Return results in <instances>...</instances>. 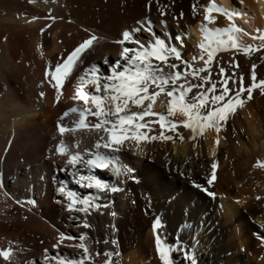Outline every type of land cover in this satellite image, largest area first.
Returning a JSON list of instances; mask_svg holds the SVG:
<instances>
[{
  "label": "bare ground",
  "instance_id": "6f19581e",
  "mask_svg": "<svg viewBox=\"0 0 264 264\" xmlns=\"http://www.w3.org/2000/svg\"><path fill=\"white\" fill-rule=\"evenodd\" d=\"M19 1L17 9L0 6V249L11 247L14 253L9 261L0 257V264H55L51 257L56 255L77 258L79 254L75 252L78 248L68 245L76 244L78 240L65 241L54 249L61 232L73 236L88 233L90 239L87 243L94 264H103L109 259L102 255L105 251L119 254L110 258L114 264H162L155 247L157 233L153 226L157 218L161 220L159 234L165 243L179 245L182 251L194 255L200 264H264V238H261L264 233V168L254 170L251 167L252 161L258 157L264 164V99L247 102L238 108L218 133L209 128L203 135L192 139L191 130L184 129L181 124L177 132L164 130V135L172 136V140L144 141L139 145L126 141L118 153L119 163L133 170L131 176L117 180L111 172L112 166L103 171L93 170L105 183L115 184L122 191L101 193L103 198L99 203H107L109 208H102L99 212L93 210L86 217L91 228H77L79 219L70 217L84 218V214L69 213L64 204L57 203V200L64 199L58 192L59 185L66 183L82 197L96 195V192L75 182L73 168L67 166L65 170V158L54 154L55 146L63 139L71 152L87 156L95 151L94 145L101 133L82 130L60 136L58 122L69 125L74 115L70 114L60 121L64 111L84 104L83 101L77 104L72 99L76 94L72 86L75 83L73 77L82 69L74 70L73 76L65 80L59 92V102L56 100L57 89L53 87L55 81L50 83L51 77L46 72L54 70L58 60L74 49L78 35L74 39L68 36L72 26L66 27L64 32H59L58 25L44 29L41 19L35 20V14L26 16L23 11L49 9L54 13L52 15L59 17L64 14L63 10H69L79 16V20L81 17L86 20L84 17L96 8L105 9L108 14L103 22L106 32L119 37L125 29L131 31L137 26L136 20L142 21L141 17H146L144 5L147 0H35L33 4L30 0L32 7L24 2L21 5ZM196 1L201 18L176 28L174 37L163 23H151L156 36L165 39L168 44L177 35L181 36L183 44L187 45L188 61L194 67L203 66V61H193L192 57H198L200 43L206 42L200 26L206 23L204 7L212 0ZM214 2L218 7L242 12L243 15L237 16L235 21L219 13L213 15L215 18L224 17L229 25L234 22L249 33L241 35L254 47L261 45V41L253 40L252 36L264 33V0ZM42 10L41 13L45 12ZM150 15L156 17V14ZM46 24L49 26V22ZM144 26L146 28L147 24ZM208 27L216 28V25ZM134 36L145 46L152 42L148 31L135 33ZM111 40L112 37H104L101 42L109 43ZM114 43L101 44L98 54L94 53L96 50L85 52L87 59L83 67L95 63L110 75V65H115L120 59L122 47H138L127 42L117 46L112 45ZM262 53L263 50L251 55L258 57ZM222 57L225 60L233 58L231 54L221 52L212 68L217 67ZM105 59L108 64L104 63ZM169 100L162 93L152 107L153 112L167 116ZM149 118L157 120L158 116ZM168 119L182 121L184 118L177 114ZM89 122L94 123L95 117H89ZM156 129L161 133L159 124ZM180 135H183V140ZM244 135L250 139L246 144L242 142ZM54 136L56 140H53ZM213 163L217 164V178L208 184ZM79 171L87 175L85 168L80 167ZM256 179H260V184H254ZM194 183L206 186L215 195L210 196L195 188ZM112 211L116 212L115 217L111 215ZM250 220L260 227L251 225ZM145 234L148 235L146 243L143 241ZM255 238L258 240H253ZM104 240L109 243L104 244ZM113 240L117 243L112 244Z\"/></svg>",
  "mask_w": 264,
  "mask_h": 264
},
{
  "label": "snow or ice",
  "instance_id": "6c2138e0",
  "mask_svg": "<svg viewBox=\"0 0 264 264\" xmlns=\"http://www.w3.org/2000/svg\"><path fill=\"white\" fill-rule=\"evenodd\" d=\"M193 11H196L195 5ZM213 13L227 16L231 21H235L237 16L243 15L242 12L218 7L214 0L204 7L203 17L206 23L201 24L200 30L203 32L206 42L200 43L198 57H192L193 61L197 59L203 61L202 67H194L190 61L183 59L180 48L168 44L165 39L156 36L152 31L151 21H148L146 28L143 22H138L141 23V27L124 31L123 38L115 41L120 45L127 42L138 47H122L120 59L115 65H110V75L105 74L101 67L95 63L83 67L84 60L87 59L84 53L94 51V43L98 40L95 35L81 42L66 57H61L55 64L54 70L46 72V75L51 77L49 82L55 81L53 87L57 89L56 100L59 102V92L64 87L65 80L73 76L74 70L82 69L78 70L73 77L75 83L72 86L75 88L76 94L72 99L76 100L77 104L80 101H83L84 104L64 111L60 121L69 117L70 114L74 115L69 125L58 122L60 136L63 137L66 133H76L82 130H94L101 133L95 142V151L87 156L80 152H71L63 139L59 140L55 146L54 154L65 158V170H67V166L73 168V176L76 177L75 182L83 188L94 189L96 192V195L82 197L68 188L66 183L62 182L59 185L58 192L64 199L57 200V203L64 204L69 213L84 214V218H78L75 215L70 217L73 220L79 219V223L76 224L77 228H91L86 217L91 215L93 210L99 212L102 208H109V204L99 203L103 198L101 193L122 191L115 184L105 183L93 170L103 171L112 166L111 172L117 180L120 178L127 179L131 176L133 170L119 163L118 153L126 141L139 145L144 141L172 140V136L164 135V130L177 132L181 124L184 129L191 130L192 139H196L197 135H203L209 128H214L218 133L228 118L238 108L244 106L245 93H247L246 99L251 100L254 90L259 88L264 91V79L258 81L255 64L252 65L251 83L248 86H245L244 78L241 76L237 87L235 89L230 88V82L237 83L234 79L235 74L228 75L222 66L219 67L217 75L223 79L213 82L211 68L219 53L235 50L242 52L245 56H250L254 52L264 50V33L259 36H252L253 40L259 39L261 41L259 47H252L241 42L240 34L249 35V33L244 32L234 22L226 28L208 27V25L215 23L216 18ZM141 31L151 33L152 42L148 46H145L134 36L135 33ZM257 31L259 32V30ZM175 39L180 41L181 45L183 44L180 35H177ZM176 61L180 63H176ZM104 63L108 64L109 61L105 59ZM181 65H183L182 70ZM166 68L168 71H165ZM203 73H207V75H202ZM188 77H192L198 82L188 83ZM181 80L185 82L180 83ZM206 85L209 87H205ZM82 89L91 90L84 91ZM193 89L200 91L193 93ZM162 93L170 98L167 116L152 110L157 97ZM40 95L43 96L44 93L41 92ZM177 114L184 119L182 121L168 119L169 116L175 117ZM153 116H158V119L146 120V117ZM89 117H95V122H89ZM156 123L159 124L161 133L159 136H150L151 125ZM56 139L54 136L53 140ZM180 139H184L183 135H180ZM216 143L219 144V140ZM77 148H79V141H77ZM259 166L264 167V164ZM80 167L87 170V175L80 174ZM211 168V178L207 181L208 184H212L217 178V164L213 163ZM193 186L210 196L215 195L206 186L198 183H194ZM111 215L115 217L117 214L112 211ZM110 227H114V225H110ZM153 227L157 233L155 247L162 264H175L173 254L178 252L182 253L189 264H197L195 256L182 251L179 245L173 246L165 243L159 234L162 227L159 218L155 220ZM261 238H264V233L261 234ZM89 239L90 237L86 232L79 234V236L61 232L57 244L53 246L54 249H58L65 241L78 240V243L70 244L68 247H75L82 251L77 258L56 255L52 256L51 260H54L55 264H94L93 254L87 243ZM103 243L107 245L109 241L104 240ZM111 243L116 244L117 242L113 240ZM47 251L45 249V253ZM13 254L11 247L6 250L0 249V257L4 261H9ZM96 254L100 255V253ZM102 255L109 258L103 264H114L110 258L119 254L113 251H105Z\"/></svg>",
  "mask_w": 264,
  "mask_h": 264
},
{
  "label": "rangeland",
  "instance_id": "374dc122",
  "mask_svg": "<svg viewBox=\"0 0 264 264\" xmlns=\"http://www.w3.org/2000/svg\"><path fill=\"white\" fill-rule=\"evenodd\" d=\"M13 1V2H12ZM16 1V2H15ZM27 0H20L19 2H21V5H22V3L23 4H25L26 3V5L27 6H30V7H32V5H30V3H31V1H32V4H33V1H35V0H28L27 2H26ZM45 1H47V0H45ZM56 1V0H55ZM8 0H1L0 1V6L2 7V8H7V9H17V7H16V5H19L20 3H18L17 2V0H11V1H9L8 3ZM15 3V4H14ZM16 3H18V4H16ZM9 4H12L11 6L9 5ZM14 4V5H13ZM195 5V7H196V11H193V6ZM15 6V7H14ZM145 7H144V9H145V13H146V17L144 16V17H141L143 20L141 21V19H138V20H136L137 22H143V24H147L146 22H148V21H151V23H155V22H161V23H163L164 24V26L166 25V27H167V29L170 31V34H171V36L172 37H174V34H175V31H176V28H182L183 26H187L186 24L188 23V21H190V20H199V18H201L200 17V13L199 12H201L200 11V8L198 7V4H197V1L196 0H147V2L145 3V5H144ZM199 8V9H198ZM35 10V11H34ZM34 10H24L23 12H25L26 14V16H31L32 14H35V20L37 19V20H40V22L42 21L44 24H45V27H44V29H48V28H52L53 26H55V25H58V26H60L59 27V32H64V31H66V27H71L72 26V29H70L71 30V32H69L68 34V36L71 38L72 37V39H74V36L75 35H78V36H76L77 37V41L76 42H78V43H81V42H83L85 39H88V38H90L92 35H95L96 37H98V40L94 43V51L96 50V52H94V51H91L92 53L94 52L95 54L98 52L99 53V51H100V46H102V45H105V44H111L113 41L115 42V41H117V39H119V40H121L122 38H123V36H122V34H121V36H111V35H108V33L106 32V27H105V25H104V21L108 18V14H107V10H105V9H100L99 8V10H97V8L95 9V10H93L91 13H89L86 17H84V18H87L86 20L85 19H83V20H85L84 22H83V20H82V17H81V20H79L78 18H79V16H77L74 12H72V11H69V10H63V13L64 14H61L60 16H62V17H58L57 15H52V14H54V13H52V10L50 11L49 9H45V10H42V12L43 11H45V12H43V13H41L38 9H34ZM49 10V11H48ZM27 11H28V13H27ZM65 11V12H64ZM67 11H68V13H67ZM103 11V12H102ZM37 12V13H36ZM70 12V13H69ZM96 14H95V13ZM198 12V13H197ZM38 13H40V14H38ZM71 13H73V14H71ZM156 14V17L155 16H152V15H150V14ZM159 13V14H158ZM30 14V15H29ZM45 14V15H44ZM66 14V16H64ZM39 16V15H41V16H39V17H36V16ZM48 15V16H47ZM51 15V16H50ZM75 15H76V17H75ZM148 15V16H147ZM150 15V16H149ZM164 16V17H163ZM43 17V18H42ZM45 17V18H44ZM52 17H57L56 19H54V20H56V21H54L55 23H52L53 21H52ZM90 17V18H89ZM153 19H152V18ZM167 17V18H166ZM217 17V16H216ZM219 17V18H218ZM217 18H216V20H215V23L213 24V25H216V27H219L220 25V23H222L221 24V27L220 28H224V26H225V28L226 27H228V26H230L229 25V22H228V20L226 19V18H222L221 16H218ZM47 18V19H46ZM49 18V19H48ZM51 18V19H50ZM67 18V19H66ZM145 18H147V21H146V19ZM148 18H150V19H148ZM170 18V19H169ZM44 19H46L45 21H44ZM73 19H75V20H73ZM169 19V20H168ZM221 19V20H220ZM48 20V21H47ZM145 20V21H144ZM159 20V21H158ZM180 20V21H179ZM62 23H61V22ZM75 21V22H74ZM78 21H80L81 23H78ZM87 21V22H86ZM169 23H168V22ZM171 21H172V23H171ZM176 21V22H175ZM222 21V22H221ZM225 21V22H224ZM47 22H49V26H48V24H46ZM52 24H51V23ZM66 22V23H65ZM71 22V23H70ZM137 22H135L136 23V25L137 26H139V27H141V23H139V25L137 24ZM177 22H178V25H177ZM220 22V23H219ZM227 22V23H226ZM73 23V24H72ZM76 23V24H75ZM83 23H84V25H83ZM103 23V24H102ZM160 23V24H161ZM219 23V24H218ZM51 24V25H50ZM59 24H61V25H59ZM77 24H79V25H77ZM82 24V25H81ZM90 24V25H89ZM163 24H161V25H163ZM171 24V25H170ZM173 24H175V25H173ZM218 24V25H217ZM46 25H47V27H46ZM63 25H65V27L63 26ZM93 25V26H92ZM104 25V26H103ZM224 25V26H223ZM62 26V27H61ZM92 26V27H91ZM137 26H135V27H137ZM173 26H174V28H173ZM177 26V27H176ZM101 27V28H100ZM134 27V28H135ZM86 29V30H85ZM93 29V30H92ZM133 29V28H132ZM95 30V31H94ZM101 30V31H100ZM74 31H75V34H74ZM124 31H126V29L124 30ZM123 31V32H124ZM72 34H74L73 36H71ZM76 37H75V39H76ZM104 37H108V38H111L112 37V40L108 43L107 41H105V42H107V43H104V41L103 42H101V40H102V38H104ZM113 37H115V38H113ZM171 37V38H172ZM101 38V39H100ZM117 38V39H116ZM110 40V39H109ZM174 40V41H173ZM240 40H241V42L243 43V44H247V45H250V46H252V47H254L253 45H252V43H249V42H247V40L240 34ZM78 43H76L75 44V47H76V45H79ZM102 43H104V44H102ZM102 44V45H101ZM171 45H175V46H177L178 48H180V51H181V55H183L182 56V58L183 59H185V60H188V57H187V53H186V49H185V46H187L186 44H183V45H181V44H177L176 43V41H175V39L173 38L172 40H171V43H170ZM95 45H97V46H95ZM112 45H115V46H117V45H120V44H118V43H114V44H112ZM182 46H184V47H181ZM74 47V48H75ZM183 48H184V50H183ZM90 52V53H91ZM97 53V54H98ZM185 53V54H184ZM228 54H231V56L233 57L232 59H223L224 57H222L219 61H218V63L216 64L217 65V67L215 66V68H211L212 69V79H213V82H218V80H220V79H223V77H219V76H217L216 74L218 73V71H219V69H216V68H218V67H224L225 69H226V71H227V73H228V75H233V74H235L234 75V79L236 80V84H233V83H231L230 82V84H229V87L230 88H233V89H235L236 87H237V84H238V82H239V78L241 77V76H243V78H244V84H245V86H248V85H250V83H251V72H252V65H256V74H257V79H258V81L260 80V79H264V50H263V53L262 54H260L258 57H254V56H252V55H250V56H245L242 52H238V51H235V50H232V51H228L227 52ZM185 55V56H184ZM221 61V62H220ZM155 62V61H154ZM171 62V61H170ZM219 62L221 63V64H219ZM176 63H180L179 61H176ZM220 66H219V65ZM200 66H202L201 64H199V66L197 65V67H200ZM167 69V68H166ZM166 69H165V71H166ZM183 69V65H181V70ZM213 70H214V72H213ZM167 71H168V69H167ZM189 71H191V69H189ZM217 72V73H216ZM206 75H207V73H205ZM204 73L202 74V75H205ZM213 77H215V78H213ZM192 80V81H191ZM185 81H183V80H181L180 81V83H184ZM188 83H196V82H198V81H196V80H193L192 79V77H188V81H187ZM209 87V85H206L205 87ZM218 87H219V85H218ZM195 90V91H194ZM198 90V89H197ZM196 89H193V92L194 93H196V92H198ZM189 95H192L191 93L189 94ZM245 95V103H247V102H250V101H255L256 99L258 100H261V99H264V91H261V89H259V88H257L256 90H254L253 91V93H252V99L251 100H247L246 99V96H247V93H245L244 94ZM256 97H258V98H256ZM146 119H150L149 117H146ZM151 120V119H150ZM158 125V123H156V124H153V125H151V127H152V131L149 133V135L151 136V135H158V134H160V133H158V131H157V129L155 130V128H156V126ZM155 130V131H154ZM232 132L234 131L233 129L231 130ZM153 132V133H152ZM154 132H155V134H154ZM157 132V133H156ZM169 133H173V132H169ZM250 141V139L248 138V136H245L244 135V138H243V143L244 144H246V143H248ZM48 159H49V157H48ZM260 158L258 157V158H255L253 161H252V164H251V167H253V169L255 170V169H263V168H261L259 165H260V162H261V164H263V162H262V160H259ZM253 179V178H252ZM52 181H53V179H52ZM260 184V179H256L255 181H254V184ZM250 222H251V225H253V226H257V227H260V225H258L255 221H253V220H250ZM147 234V233H146ZM144 235L143 237V241L146 243L147 242V238H148V235ZM254 238V237H253ZM253 240H255V241H257L258 239L257 238H255V239H253ZM170 245V244H169ZM81 251L82 250H80V249H78V250H76V252L75 253H78V254H80L81 253ZM77 254V255H78ZM196 258V257H195ZM173 259L174 260H176L175 262L177 263V264H180V263H184V264H189V261H187L186 259H184V257L183 256H179V253H174L173 254ZM197 260V264L199 263L200 264V261L198 260V259H196ZM186 262V263H185ZM175 263V264H176Z\"/></svg>",
  "mask_w": 264,
  "mask_h": 264
}]
</instances>
